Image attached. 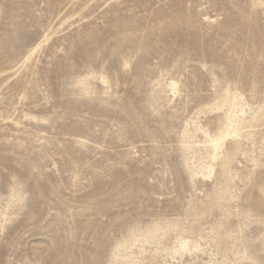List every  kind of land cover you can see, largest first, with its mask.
Here are the masks:
<instances>
[{
  "label": "rangeland",
  "instance_id": "rangeland-1",
  "mask_svg": "<svg viewBox=\"0 0 264 264\" xmlns=\"http://www.w3.org/2000/svg\"><path fill=\"white\" fill-rule=\"evenodd\" d=\"M0 264H264V0H0Z\"/></svg>",
  "mask_w": 264,
  "mask_h": 264
},
{
  "label": "bare ground",
  "instance_id": "bare-ground-1",
  "mask_svg": "<svg viewBox=\"0 0 264 264\" xmlns=\"http://www.w3.org/2000/svg\"><path fill=\"white\" fill-rule=\"evenodd\" d=\"M50 39V37L48 35H46L40 42H38L35 46H33L31 49H29L28 51V58L31 57L39 48H41V46L47 42ZM237 121V112L235 110H232L229 113V117H228V130L225 133L220 134L219 136H215V137H210V142L211 145L215 148L216 150V154L214 155V160H216L219 156V149L223 147V144L226 141V138L228 136H231L233 138H235L236 136V131L233 128V124ZM211 169V173L214 171L215 166L211 165L210 166ZM184 246V245H183Z\"/></svg>",
  "mask_w": 264,
  "mask_h": 264
}]
</instances>
